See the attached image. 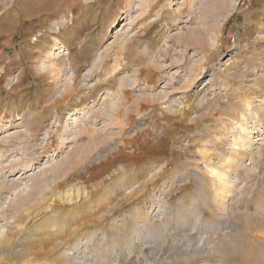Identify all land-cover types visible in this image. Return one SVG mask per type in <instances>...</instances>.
<instances>
[{
  "label": "rangeland",
  "instance_id": "374dc122",
  "mask_svg": "<svg viewBox=\"0 0 264 264\" xmlns=\"http://www.w3.org/2000/svg\"><path fill=\"white\" fill-rule=\"evenodd\" d=\"M6 239L0 264H264V0H0Z\"/></svg>",
  "mask_w": 264,
  "mask_h": 264
},
{
  "label": "bare ground",
  "instance_id": "6f19581e",
  "mask_svg": "<svg viewBox=\"0 0 264 264\" xmlns=\"http://www.w3.org/2000/svg\"><path fill=\"white\" fill-rule=\"evenodd\" d=\"M6 237V236H5ZM9 238V237H8ZM4 242V241H3ZM3 244V243H2ZM4 248H2L0 250V260L4 261L7 257H6V252L11 250V240L10 239H6L5 243H4ZM10 255V254H9ZM8 256V253H7ZM7 264V263H6Z\"/></svg>",
  "mask_w": 264,
  "mask_h": 264
}]
</instances>
